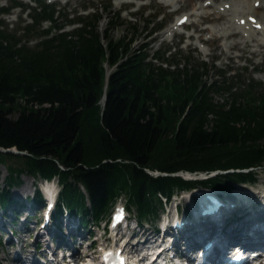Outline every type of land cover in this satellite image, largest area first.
Segmentation results:
<instances>
[{
    "label": "trees",
    "instance_id": "1",
    "mask_svg": "<svg viewBox=\"0 0 264 264\" xmlns=\"http://www.w3.org/2000/svg\"><path fill=\"white\" fill-rule=\"evenodd\" d=\"M8 1L0 4V15L14 7L22 11L15 29L0 16V145L25 152L0 150L8 171L0 186L4 210L28 203L20 204L10 190L26 173L57 177L55 216L66 208L83 226L108 215L123 195L143 224L176 191L257 180L254 167L264 165V87L257 81L240 90H233L234 75L208 82L205 60L180 68L175 58L173 69L167 50L154 49L152 40L134 45L136 23L131 32L111 37L112 27L123 22L121 9L109 20L105 43L98 28L103 12L60 22L55 2ZM112 6L109 0L102 8L112 12ZM67 23L81 24L64 29ZM105 61L113 68L108 80ZM212 91L231 99L216 101ZM181 170L218 172L186 178ZM43 200L37 184L31 202Z\"/></svg>",
    "mask_w": 264,
    "mask_h": 264
},
{
    "label": "rangeland",
    "instance_id": "2",
    "mask_svg": "<svg viewBox=\"0 0 264 264\" xmlns=\"http://www.w3.org/2000/svg\"><path fill=\"white\" fill-rule=\"evenodd\" d=\"M24 1L27 2V4L30 3L31 5L37 4L36 0ZM108 1L109 0H62L60 1V3H57V7L61 10V13L58 16V20L60 22L65 21L67 16L69 18H74L79 15V13L87 15V13H93L97 10L99 12H103L104 16L98 21V28L101 30L103 41L106 43L107 39L104 36L105 29L108 27L109 20L111 16L114 15L113 13L121 9L123 22L112 27V29L110 30L111 37L118 38L123 36L124 33L131 32V25L136 23L139 27V33L134 45L139 46L142 42L144 43L152 40L151 45L154 49L162 48L167 50L166 56L169 57L170 60L166 63H170V66H172L171 68H177V60L175 58H178V60L180 61V68H183L184 66L195 67L196 64L201 63L205 60L208 63L209 73L207 75H204V77L205 79L206 77H208V82L217 80L219 83H222L224 78L229 79L230 76L234 75L233 81L235 83V86L233 90H240L241 88L247 87L249 83L253 82V80L257 81V83L261 85L260 87H264V46L258 44V42H249L246 45L243 44L240 46L232 47V49L228 51V49L226 48L227 46L225 44V40L227 41L228 39L229 41H234L242 38V35L236 33L235 35L227 39H223L222 37L214 38L208 28L217 25V23L223 22L224 19L222 17L218 19H213V17H205L206 19L193 17L192 19H189L187 21L188 23H184V25H182L176 33L172 35H169V33L167 35H164L165 31L168 30L171 25L175 24L177 18L181 14L190 11L194 6H199L202 0H193L192 3L184 2L181 3V6L177 8H175L174 4H170L168 3V1L166 2L162 0H111L113 4L112 12H106L102 8V6L104 4H107ZM7 2L9 1L0 0V4H6ZM20 10V7H15L9 14L1 13L0 16L5 19L10 29H15L19 24L21 20ZM22 17L29 19V15L26 12L22 13ZM149 19L154 20L151 22L150 27H147V22ZM193 19H196L197 22L195 23L194 21H192ZM199 19L201 20L200 22H198ZM160 22L163 23L162 28L155 31L152 35L147 36L148 31H150L154 26H156L157 23ZM44 24L49 25V22H44ZM77 24L81 23H67L66 27L71 29ZM190 34H192V36H189ZM35 41L36 40L33 39L28 40L27 42H29L30 44H34ZM259 42H261V37L259 38ZM255 49L258 50L254 53L253 50ZM236 54L240 55L237 56ZM104 65L106 68L110 67V64L107 61H105ZM201 69H203V67H201ZM212 95L214 96L215 100L219 102L229 100V98L231 99L230 94L225 91H212ZM12 115L17 116L18 112H14ZM0 171V186H5L8 171L3 165H0ZM254 171L257 173V181L252 184H250V182L242 183L234 181V183L231 185V190H235L237 187L242 186L246 187L252 192H256L255 189L264 190V165L254 167ZM207 172H188L186 170L185 173H183L187 178L189 177V175L193 177L200 174H205ZM214 172L216 171L212 170V173ZM153 173L158 174L163 172L153 171ZM38 181L41 183L43 182L40 177H36L34 175L26 173L22 176V182L20 184H16L11 187V194L16 199H18L20 204H23V202H28L27 204H30L29 206H32V196L35 192ZM43 185L44 182L41 186ZM46 185L47 182L45 186ZM57 189H59V185L57 186ZM20 190L21 193L19 192ZM231 190L228 192L225 190L224 191L225 193H232ZM193 191L194 190H181L179 192L176 191V193L172 195L171 201L167 204V207H161L159 209L158 216L153 218V220L146 219L144 220L143 224L139 223L141 225L139 228L136 224V219H138L136 215V208L134 207V209L129 210L131 221L125 222V225H130L122 238L126 240L132 239V241L129 242L128 246H132V250H136L135 256H137L138 253H141L139 251L141 247H143L144 251L146 252L151 251V248H149L142 242L135 245L139 240L145 238L141 234L137 235L138 232L146 231L148 234L154 233L155 229L157 227H160V225L167 219V217H170V212H174L176 203L181 202V206L189 208V202L192 201L191 194L194 195ZM239 191L244 192L243 195L248 193V191L243 189ZM125 198V195H123L122 198H117V201L115 202L111 210L116 207L117 203H125L127 201H125ZM245 200L248 203L251 202L255 205V201L252 202L251 196H245ZM263 200L264 198L261 199V201ZM43 204V202L41 204H37L33 209L20 207L18 208V211H13L9 208L5 215L0 213V224L5 223L7 227H0V236L2 237V245H0V264H20L12 260V255L17 253L18 251H21L22 253L24 251L29 252L34 250L32 253L27 252V254L32 257H34V252H45V250H43L45 249L43 246L45 243L42 245L41 241L44 242V239L46 237L43 238V240L40 239L39 241H36L38 230H40V228L42 227L41 220L44 219L43 216L45 213V208ZM236 209L237 210L234 211L235 215L242 210V207L239 206ZM29 213L30 219L27 221V223H25L26 215L28 216ZM65 215L66 213L64 215H60V217L62 216V220L60 221L61 225L58 228L56 226L54 227V225L52 226L51 223H49V225L44 228V230L50 231L53 235V239L51 240L50 244L51 246L52 244L55 245V247H53L55 249V257L61 258L63 253H70L72 249H74L77 251V258L75 257L73 259V264L97 263V256H99L98 245L101 246V244L105 242V239L110 235L103 231V224L105 223V219L110 214L102 216V218H100L98 222L90 220V222L86 226H83L79 223V217L73 216L74 218H67ZM60 217H58V220ZM238 217H240L242 220L244 218V215ZM220 222L222 221H218V223ZM161 227L160 229L162 231ZM72 228H77V233L80 234L79 235L76 233L80 237L79 239H76L78 241H76L75 245H69V243L67 242L59 243L61 242L59 241V238H62V236H64L62 234V231L66 233L67 230H72ZM20 230L23 231V234H20ZM24 230L26 231L24 232ZM11 231H14V234L16 233V235L11 234ZM94 233L95 236L93 235ZM57 235L59 237H57ZM159 236H161V234H159ZM94 238L96 239L92 243V240ZM38 245H42V247L38 248ZM179 248L180 250L184 249V247L182 248V246H179ZM42 255H46V253H43ZM24 256L26 257V255ZM145 258H147L146 255ZM61 260H64V258H61Z\"/></svg>",
    "mask_w": 264,
    "mask_h": 264
},
{
    "label": "bare ground",
    "instance_id": "3",
    "mask_svg": "<svg viewBox=\"0 0 264 264\" xmlns=\"http://www.w3.org/2000/svg\"><path fill=\"white\" fill-rule=\"evenodd\" d=\"M192 1L193 0H169L168 3L174 4L175 8H177L181 6L180 5L181 3H184V2L192 3ZM258 1H260V4L256 5ZM183 16H188V19H192L193 17H200L204 19L208 17H213V19H218L222 17L224 19L223 22L217 23V25L208 28L209 31L214 36V38L222 37L223 39H227L229 37H232L236 33H239L242 35V38L234 40V41H229L228 39L227 41L225 40V44L227 46L226 48L228 49V51H230L232 47L240 46L243 44L246 45L249 42H258V44H261L262 46H264V0H202L199 6H194L193 9H191L190 11H187L181 14L177 18V21L175 22V24L171 25L169 29L165 31L164 35H167L168 33L169 35L176 33L181 27V24H179V21ZM251 16H256L258 18L255 23L251 22L250 20ZM192 21H194L195 23L197 22L196 19H193ZM200 21L201 20L199 19L198 22ZM258 22L261 23L262 25L261 28H258L256 26ZM189 36H192V34H190ZM260 37H261V42H259ZM257 50L258 49H255L253 50V52L255 53ZM236 55L239 56L240 54H236ZM43 182L45 185L46 180H43ZM57 183L58 182H56L55 180L53 182L47 180V185H46L47 190L50 191V188H53V192H49V195H48L51 199H53L55 190H57L56 189V187L58 186ZM50 184H51V187H50ZM243 190H246V189H243ZM19 192L21 193V190ZM239 192L240 191L236 192V197L238 198H233L235 194L224 198V204L222 206L223 209L221 207V209L217 211L218 213H223L222 218L224 220L220 222L221 225L220 223H218L217 220L213 221V224H215L214 228L216 229L215 232L217 233L224 232L226 233L225 237H228V238L231 236L229 235L230 233L241 235L242 237L247 236V234L251 232L253 225L256 222H258V218L260 214L264 212V211L258 212L257 210L253 211L252 208L254 206V203H252V206L250 204H247L248 202L245 200V196H250L249 192L244 195H243L244 192H240V193ZM191 196H192V201H191V204H192L194 195L191 194ZM252 202H254L253 199H252ZM45 206H44L45 211H50L54 213L55 206H50L48 199H46ZM178 206H179L178 203H176L175 209H177ZM239 206L242 207V210L239 212L240 214L238 213L231 218L226 217V213L236 211L237 210L236 208ZM0 213L5 215L3 212H0ZM172 213L174 212H170V218L166 220V223L162 224V227H161L162 231L160 229V234H172L173 235V237H171L172 239L171 242H172L173 247L174 248L176 247L175 251H178L179 246L184 247V249H188L199 238H203L205 235L209 234V233L202 234L200 230L196 228H191L187 224L189 222L186 221L185 216H182L178 210H177L176 215L174 216V219H178L179 222H177V224L175 225V222L172 221L173 219L171 218ZM215 215H219V214H215ZM241 215H244V218L242 220L241 218H238V216H241ZM206 217L208 216L203 214L200 217V219L201 218L204 219ZM193 218L195 217L193 216ZM29 219H30V213L28 214V216L26 215L25 223H27ZM217 219L221 220V218H217ZM128 221L129 222L131 221V216L129 213H128ZM136 222H137L136 223L137 227L139 228L141 225L139 224L137 219H136ZM49 223H50L49 221L43 222L42 227H41L42 229L40 228V230H38V235L36 237V241H39L40 239L43 240V238L46 237L44 239L45 240L44 242L41 241L42 245L45 243L43 245L45 248L43 250H45V252L44 251L34 252L33 253L34 257H32L27 254L28 251H24L22 253L21 251H18L17 253L12 255V260L20 264H25V263L35 264L37 261L40 262L41 264H45V263H48L52 257L55 258V249L53 248L55 247V245L52 244L51 246L50 244L51 240L53 239V235L50 231L44 230V228H46V226L49 225ZM129 225L130 224L126 225L127 229L129 228ZM55 226L57 227V224ZM222 226H225V227H222ZM0 227H6V224L2 223L0 224ZM25 231L26 230H24V232ZM77 232H78L77 228H72V230H67L66 233L62 231V234L64 236H62V238H59V241H61L59 243L67 242L69 243V245H75L76 241H78L76 239L77 238L79 239L80 237L77 235L79 234ZM155 232H156V229H155ZM261 233L263 234V236H261L260 233H258L257 236H258V239L261 237V243L264 244V229L262 230ZM11 234L16 235V233L14 234V231H11ZM20 234H23V231L20 230ZM140 234L145 238L139 240L135 245L147 240L150 237L149 235H152L153 233L148 234L146 231H143V232L139 231L137 235H140ZM130 241H132V239H129L126 241L127 246L129 245ZM33 251L34 250L29 251V252L32 253ZM72 251H75L73 254H77L76 250L72 249ZM43 253H46V255H42ZM24 255H26V257ZM152 256H155V252L152 254ZM56 261L57 259L55 258L53 262L56 263Z\"/></svg>",
    "mask_w": 264,
    "mask_h": 264
},
{
    "label": "water",
    "instance_id": "4",
    "mask_svg": "<svg viewBox=\"0 0 264 264\" xmlns=\"http://www.w3.org/2000/svg\"><path fill=\"white\" fill-rule=\"evenodd\" d=\"M106 96H104V99H105ZM0 150H3V151H12L14 153H23L25 151L23 150H20L18 149L17 147H4V146H1L0 145Z\"/></svg>",
    "mask_w": 264,
    "mask_h": 264
}]
</instances>
